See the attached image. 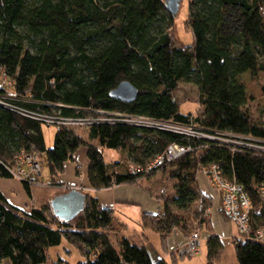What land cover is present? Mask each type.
Masks as SVG:
<instances>
[{
    "label": "trees",
    "instance_id": "1",
    "mask_svg": "<svg viewBox=\"0 0 264 264\" xmlns=\"http://www.w3.org/2000/svg\"><path fill=\"white\" fill-rule=\"evenodd\" d=\"M263 11L264 0H189L186 26L193 43L178 46L172 36L175 17L164 0H0V78L5 75L14 92L10 97L9 87L0 85V98L8 97V106L0 105V177L13 178L11 169L23 156L45 157L48 188L61 189L65 184L56 180L82 147L95 191L134 185L170 168L174 194L162 196L157 213L142 215V229L158 233L167 251L174 230L189 236L198 221L208 233L207 264H219L224 244L206 212L212 201L198 185V175L216 166L253 205L250 236L234 241L237 264H264V243L254 238L264 226L259 197L264 126L252 118L241 81L247 74H264ZM123 81L138 90L132 102L110 96ZM180 82L198 88L200 115L180 112L174 98ZM107 114L194 125L223 140L192 139ZM44 116L94 122L83 127L87 136L58 126L48 147L42 128L50 125L39 119ZM174 144L190 151L149 169ZM105 149L117 152L119 160L107 163ZM22 183L35 201L29 212L10 205L0 192V264H62L49 250L63 240L83 253L78 264H170L154 263L143 242L119 237L115 246L111 234L126 226L91 195L85 194L74 219L63 221L55 215L54 197L39 200L37 192L44 189ZM197 202L201 206L193 209ZM190 211L193 217H185ZM221 213L225 216L222 207ZM171 257L176 263L175 252Z\"/></svg>",
    "mask_w": 264,
    "mask_h": 264
},
{
    "label": "rangeland",
    "instance_id": "2",
    "mask_svg": "<svg viewBox=\"0 0 264 264\" xmlns=\"http://www.w3.org/2000/svg\"><path fill=\"white\" fill-rule=\"evenodd\" d=\"M264 16V11H263ZM189 17V0H181L179 5V11L178 14L175 16V24L173 27V33L172 36L174 38V42L178 46H189L193 43V36L190 30L187 28L186 23ZM242 83L246 87L247 96L249 99L248 108L250 110V113L252 115V118L254 121L259 122L264 126V74H259L257 77H252L251 75L247 74L244 75L241 78ZM7 92L10 96H13V89L8 88ZM174 98L179 104L180 112L183 114H191L193 116H198L201 113V106L199 104V92L198 88L194 86L193 84L180 82L178 85V88L174 92ZM84 126H78L74 127L80 134H83L84 136H87V132L83 129ZM58 126L57 125H50V126H43L42 130L44 133L45 141L48 147L53 146L54 137L57 132ZM188 132H190L188 130ZM104 159L107 163H113L117 160L118 154L111 149H105L103 151ZM78 157V164L76 165V174L77 171L79 172L78 178L81 180L83 177L85 178L87 175V169H88V159L86 155V149L82 147L76 152L75 157ZM37 157V156H36ZM36 160V159H35ZM41 167L40 174L37 175V181L35 182V186L40 189H44V193L48 196L54 198L58 195L68 193L72 190L80 191L84 194H87L89 192L88 190L90 188L83 187L82 185H63V188L61 189H53L48 188L51 177L49 175L48 171V165L45 157L39 158L37 157L36 160ZM70 163H73L70 161ZM38 165V164H37ZM32 168L38 169V167L35 166V164L32 163ZM72 172L70 170V167H67V170L64 171L63 174L67 175ZM170 168H166L164 170H160L156 172L154 175L150 176L147 179L140 180L134 185H147L149 187L148 190L144 189L146 192H148L150 195H152L158 203L162 205V196H167L168 198L171 197L174 194V183L175 181L172 180L169 176ZM62 174V175H63ZM202 176L205 177V175L202 173ZM61 176V175H60ZM82 177V178H81ZM14 179L19 180L23 182L24 180L21 179L18 175L13 176ZM207 183L219 194L221 197V193L216 187H213L210 182L205 177ZM59 182L58 178L56 180ZM31 182V181H29ZM141 189H143L140 186ZM88 189V190H87ZM39 191V190H38ZM207 191V190H206ZM155 194V195H154ZM156 195H158L156 197ZM108 197V196H107ZM109 198V197H108ZM160 198V200H159ZM109 200H111L109 198ZM221 200V199H220ZM112 201V200H111ZM201 206L200 202H197L193 209H198ZM207 213H210V208H207ZM126 210H128L129 215L128 217H124V220L126 221L128 225V229L115 234H111V239L113 240V243L115 246L117 245V239L119 237H126L128 238L132 243L134 244H141V240H144V237L142 236L143 233H145L149 239L145 242V245L147 246V250L150 254V257L154 263H157L161 258L167 257V262L170 264H207V249H206V239L203 237L206 233V230L199 228V223L196 221L193 226V230L191 231V234L189 236H186L184 233H182L179 230H174L172 234L170 235L169 239L173 236L176 238H183V240L189 239L193 234L196 232L200 235V244H201V251L198 255L193 257L184 256V258H180V252L179 250H175L177 256L176 263L173 262V258L171 257L172 249L176 246L175 244L171 246L169 244L167 251L164 250L162 242H161V236L153 231H145L142 230V228L139 225V219H136L135 211L130 210L128 207H126ZM195 211V210H194ZM119 214H122L118 212ZM214 214V210H213ZM118 215V214H116ZM184 216L193 217L192 211L187 212L184 214ZM123 218V217H122ZM227 220L232 223L236 229L237 226L230 221L228 218ZM238 231V229H237ZM239 234V233H238ZM169 243V242H168ZM185 243V241H184ZM224 252L221 258L220 264H237V260L235 261V247L232 244L231 240H224ZM182 246V245H181ZM176 248V247H175ZM49 255L53 261L61 260L62 264H78L80 261L84 259L83 253L78 250L74 245L70 244L66 240H63L60 246L53 247L49 250Z\"/></svg>",
    "mask_w": 264,
    "mask_h": 264
},
{
    "label": "built area",
    "instance_id": "3",
    "mask_svg": "<svg viewBox=\"0 0 264 264\" xmlns=\"http://www.w3.org/2000/svg\"><path fill=\"white\" fill-rule=\"evenodd\" d=\"M0 85L3 88H10L11 82L7 79L5 75H2L0 78ZM0 98V105L1 106H8L5 103L4 99ZM100 115L104 114L99 112ZM103 116V115H102ZM107 116H114L117 118L122 119L124 122L129 124H136L139 126H146V127H155L162 130L172 131L174 133L183 135L188 138L192 139H205L210 141H216L217 138L212 134H208L201 130L200 128L194 125H178L171 122H161L151 120L145 117H125L122 115L117 114H107ZM43 123L47 125H57V126H66L69 128H74L78 126H89L91 125L94 120L92 118L86 119H67V118H59L56 119L55 117L51 116H44L39 118ZM101 121L108 120L107 117L100 118ZM188 130L190 132H188ZM223 140V139H221ZM190 151L189 148H185L180 145H171L168 147L166 152L163 156L159 157L155 163L151 165L149 169L158 168L166 161H174ZM37 157L33 155L23 156L19 158L17 161L16 166L11 169V173L13 176L18 175L21 179L36 182L37 175L40 174L41 167L40 164L36 161ZM32 163L35 164L38 169L32 168ZM38 164V165H37ZM135 167H131V171H135ZM203 174L210 182L213 187H216L219 192L221 193V207L225 216L232 221L238 229V233L240 238L244 239L250 236L251 234V211H252V202L249 198L248 194L244 191L242 187L237 185L234 182L225 181L221 177V173L216 166H211L208 170L203 171ZM259 197L261 203L264 205V183L261 184L259 187ZM254 238L257 241L264 243V226L256 229L254 232ZM180 255L193 257L200 253L201 251V244H200V235L198 232L193 234L189 239L185 240V243L178 248Z\"/></svg>",
    "mask_w": 264,
    "mask_h": 264
},
{
    "label": "crops",
    "instance_id": "4",
    "mask_svg": "<svg viewBox=\"0 0 264 264\" xmlns=\"http://www.w3.org/2000/svg\"><path fill=\"white\" fill-rule=\"evenodd\" d=\"M86 155H87V151H86ZM119 158L120 156L118 154L117 160L115 162H117ZM78 161H79L78 157L76 156L75 161L73 163L70 162L66 163L65 170H67V167H70V170L72 172H70L68 176L65 174L61 175L58 178V180L60 183L65 185H69V186L82 185L83 187H85V189L90 188L87 180V175L85 178L83 177V179L80 180L76 174V165L78 164ZM198 185L200 190L212 201V207L210 208L209 212L211 219V228L213 230V233L219 236L222 242H224V240H231L232 244L234 245V241L236 239H239L240 236L238 234L236 227L232 223H230L227 220V218L221 213V200L219 194L207 183L205 177L202 176L201 174L198 175ZM140 186L143 189H141ZM140 186L120 185V186H114L109 189H103L100 191H95L92 188H90L89 190L87 189L89 191L87 192V194L96 198L100 202L102 207L113 210L117 219L126 226V228H124L123 230L125 231L128 229V225L124 220V217L126 218L129 215V212L128 210H126V207H128L130 210L134 209L136 219L137 218L139 219L138 220L139 225H140L141 217L144 213H157L161 209L162 205L158 203V201L152 195H150L148 192L144 190L146 188L150 190L149 187L147 185H140ZM0 192L4 195V197L9 202V204L14 206L15 208L29 212L35 206V201L27 194L23 183L14 178L7 179L0 177ZM43 194L44 191H38L37 195L36 194L35 195L37 196V199L39 197V200H45V199L50 200L54 197V196L52 197V195L51 196L47 195V197H45V195ZM107 196L112 201L109 200ZM157 196L158 195H156V197ZM213 210H214V214H213ZM118 212L122 214H119ZM142 236L144 237V240H141L140 243L143 242L145 244V242L149 238L145 233H143ZM203 237L206 239L208 237V233H205ZM184 241L185 240H183V238H176V236L175 237L172 236L168 240L169 242L168 246L169 244H171V246L175 244L176 248L173 246L174 248L172 249V252H174L178 247L184 244ZM162 259H165L167 261V257L165 258L163 257L161 258V260ZM235 261H236V256H235Z\"/></svg>",
    "mask_w": 264,
    "mask_h": 264
},
{
    "label": "water",
    "instance_id": "5",
    "mask_svg": "<svg viewBox=\"0 0 264 264\" xmlns=\"http://www.w3.org/2000/svg\"><path fill=\"white\" fill-rule=\"evenodd\" d=\"M167 11L176 16L181 0H164ZM138 90L128 81L121 82L110 96L122 102H132L136 99ZM86 195L80 191L72 190L69 193L59 195L52 201L55 215L63 221L74 219L85 206Z\"/></svg>",
    "mask_w": 264,
    "mask_h": 264
}]
</instances>
